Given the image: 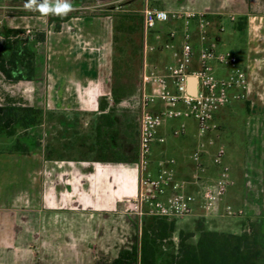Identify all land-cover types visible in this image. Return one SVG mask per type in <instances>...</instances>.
Wrapping results in <instances>:
<instances>
[{"label":"crops","instance_id":"crops-1","mask_svg":"<svg viewBox=\"0 0 264 264\" xmlns=\"http://www.w3.org/2000/svg\"><path fill=\"white\" fill-rule=\"evenodd\" d=\"M146 1L155 8L168 11L205 13L213 21L215 33H218L223 22L224 29L227 23L232 26L231 31L244 40L245 51L241 60L248 72V84L239 98L241 101L238 100L236 104L240 108L241 126L210 133L207 137L213 139L214 144L209 145V155L203 157L207 172L202 180L211 182L218 175L211 154L224 141L227 149L225 161L231 167L233 185L215 211L203 214L200 200L195 204L194 211L200 217L220 213V208L227 200H231L253 214L256 208L254 200H259L258 214L263 213L264 0H95L92 4L84 0H71V16L61 23L59 29L55 28V22L50 21L52 13L43 14L35 8H26L28 0H0V52L5 40H13L20 35L6 39V29L20 32L22 29L33 30L45 34L43 41L32 40L36 53L32 79L24 77L12 81L0 71V82L6 85V101L41 108L43 121L40 124H44L46 118L53 121L59 113L75 115L80 118L81 126L87 117L94 116L102 120L105 119L102 116L110 115L114 119L112 127H106L105 121H97L91 127H99L102 134L105 132L104 138H101L102 135L95 138V144L88 143L93 139L88 134L85 139L69 136L67 142L58 138L57 144L51 143L45 148L43 145H37L34 149L30 146L27 154L14 150L0 152V264L19 263L6 257L10 250L14 253L22 250L26 257L23 255V260H19L28 264H107L121 249L129 248L136 242L140 228L131 208L138 192L140 114L130 127V132H134L137 137L134 156L128 154L123 136L119 139L123 154L120 158L101 155L97 158L78 157L72 154L64 157L46 155L45 151L46 147L54 152L60 149L93 151V147L103 151L101 146L107 142L105 134L108 129L113 133L128 127L129 124L121 120L117 110L113 113L108 109L102 111L100 103L102 100L110 105L113 103L112 88L115 82L129 85L121 74V64L116 60V40L124 36L129 28L135 31L137 28L141 41L137 42L135 53L140 63L134 64L133 69L129 68L133 73L130 86L136 90L128 98L136 95L140 109L143 73L142 10ZM55 2L50 0V6L54 7ZM37 3H43V0H37ZM257 8H262L263 13ZM226 15L236 16L235 20L226 19L224 23L223 16ZM132 22L137 24L135 29L130 25ZM180 23L175 25L176 28H179ZM222 33L219 35V46L223 44ZM175 42L178 47V41ZM41 45L44 47L42 53ZM154 53L151 64L157 65L159 69L174 61L172 50ZM23 70V66L19 65L18 71ZM218 74L223 75L225 72L218 69ZM160 107V103L152 106L154 110ZM231 108L223 107L215 114L214 122L218 128L221 129L222 124L237 115ZM182 121L185 122L171 120L159 129V136L165 137V141L154 142L152 166L155 168L161 159L174 158L176 162L171 168L176 177L186 182L187 191L197 192L201 182L194 181L195 165L189 158L198 143L192 129L196 123L193 119L188 124L185 122L187 128L184 134L175 135L174 130ZM65 129L70 131L72 128L65 126ZM21 157H24L23 160ZM28 165L31 166L25 173L34 179L29 187L31 192L25 193L21 187L13 190L6 187V166L26 168ZM18 174L15 175V182L26 178ZM30 201H35L30 211L40 215L33 218V224L27 223L28 219L21 216L20 221L25 226L23 230L21 225L12 222L6 212ZM53 212L57 213L56 220H51L48 215ZM76 212L90 217L94 215L97 223H90L89 219L77 223L73 215ZM59 213L66 218L59 221ZM123 215H127L130 221V232L124 239L116 233L115 227L116 222H122L120 219Z\"/></svg>","mask_w":264,"mask_h":264},{"label":"built area","instance_id":"built-area-1","mask_svg":"<svg viewBox=\"0 0 264 264\" xmlns=\"http://www.w3.org/2000/svg\"><path fill=\"white\" fill-rule=\"evenodd\" d=\"M143 73L138 124V192L132 201L131 212L139 228L146 216L174 218L191 214L200 200L206 213L217 209L218 203L233 185L231 168L226 163V148L218 145L211 154L212 164L218 175L211 182L203 181L207 167L203 157L209 155V145L214 140L207 137L218 126L214 116L223 107L242 95L248 84V72L240 64L238 56L230 50L221 49L219 35L224 31L223 22L218 33L213 31V21L205 13L168 11L153 7L146 1L143 10ZM235 20V17H230ZM180 23L178 31L176 24ZM1 23V21H0ZM173 24L175 28H168ZM30 32L31 30H27ZM156 38L166 37L159 45L147 42L148 34ZM178 41V47L176 46ZM158 50H172L174 61L159 69L149 64L147 54ZM223 69L225 74H218ZM196 80L195 95L189 93V80ZM161 107L152 108L156 102ZM193 119L196 123L194 136L198 137L196 148L189 158L195 165L194 181L200 183L197 192H189L186 182L176 177L171 168L174 158L161 159L152 166V146L159 136V129L171 120ZM187 124L182 121L175 135L184 134ZM227 215H241L242 209L226 205Z\"/></svg>","mask_w":264,"mask_h":264},{"label":"trees","instance_id":"trees-1","mask_svg":"<svg viewBox=\"0 0 264 264\" xmlns=\"http://www.w3.org/2000/svg\"><path fill=\"white\" fill-rule=\"evenodd\" d=\"M92 4L95 0H84ZM71 16L53 14L50 21L55 22L59 29L61 23ZM20 30L6 29L5 38L15 36ZM44 33L36 35L35 39L43 41ZM19 40H5L4 47L8 53L0 52V71L12 81L32 79L35 74V49L27 41L19 46ZM23 71H18V66ZM119 82V81H118ZM115 82L112 88L113 103L101 101L100 109H108L110 113L117 110V105L124 98L129 97L136 90L134 86ZM42 109L37 106L18 103L8 100L0 103V134L8 137L16 133L18 126L27 130L40 123ZM106 127L114 125L110 115H104ZM96 138L102 134L99 127L94 129ZM102 149H110L109 142H105ZM93 147L92 150H96ZM14 151L24 154L30 152L29 145L16 141ZM175 237L177 240H175ZM107 264H264V221L246 220L241 233H227L209 229L204 219L197 220L196 232L180 231L175 229V219L160 216H146L136 242L123 248L118 255Z\"/></svg>","mask_w":264,"mask_h":264},{"label":"rangeland","instance_id":"rangeland-1","mask_svg":"<svg viewBox=\"0 0 264 264\" xmlns=\"http://www.w3.org/2000/svg\"><path fill=\"white\" fill-rule=\"evenodd\" d=\"M256 10H258L259 12H262V8H257ZM224 17V23L226 22V19H230V17L232 16H223ZM236 17V16H235ZM217 22V21H216ZM55 24V23H54ZM132 28H136V23L132 22L131 24ZM55 26V25H54ZM231 27L232 26H228L226 23L224 32L222 33L223 36V44L220 46L221 49H227L230 51H233L239 58L240 64L242 66H244V64L242 63L241 58L244 55V51H245V43L244 40L239 39L238 34L237 33H233L234 31H231ZM168 28H175L174 25H169ZM178 31H181V28L177 29ZM137 31V28H136ZM135 30L132 29H128V31L126 32V34L124 36H119V39L116 40V60L118 61L119 64H121L122 67V75L125 78V82H127L129 85L133 78V73L132 71L129 69L130 67L133 69L134 64L139 65L140 61H139V57L136 56L135 53V46L137 44V42L141 41L139 38L138 33ZM42 32L40 31H33L31 30L30 32H28L27 30H21V32L19 33V37H17L16 39L19 40V46H22L24 42H28L30 44L34 45V40L36 35L40 34ZM228 34H232L231 36H229ZM18 35V34H17ZM16 36V35H15ZM33 36V37H31ZM229 36V38H228ZM14 40V39H13ZM166 40V37H159L156 38V33L150 31L148 34V39L147 42L151 45V44H156L158 47H160L159 45H161L164 41ZM30 41V42H29ZM142 44H143V40H142ZM4 49H6L4 46L1 48V51H4ZM42 50H44V47L41 45L40 47V52L42 53ZM160 50H158L157 52H159ZM6 53H8V50L6 49ZM155 56L154 52H149L147 54V61L150 64L153 61V57ZM157 56V55H156ZM6 85H4V82H0V102L4 103L6 102ZM137 96H133L130 98H126L125 101L123 103H120L119 105H117V113L118 116L121 118V120L123 122H127L129 125L126 128H123L122 130H117L116 132H110V129H108L106 131L105 137L109 142V146L111 147L110 149H106L103 151H98V150H93V151H89V150H84V151H68L66 149L63 150H59L57 152L54 151H49L48 147H46V155L50 154V155H57V156H70L75 155V156H80V157H92V158H97L99 155L104 156V157H108V158H120L122 157V145L120 143V136H123V138L125 139V146L126 149L128 150V154H130L131 156H134L135 153L134 151H136V147H137V137L134 134V132H130V127L132 126V124L135 123V119L136 117L140 114V109H139V105H138V100L136 98ZM241 101L239 98L233 100V102L230 105L227 106H232V108L230 110H234L235 114H237L235 117H232L231 119H229V121L226 124H222L221 129L218 128L219 131H221L222 129H231L233 127H239L241 126V118H239V109L236 104L237 102L239 103V101ZM236 102V103H235ZM156 103H160V102H156ZM155 103V104H156ZM242 104V102L240 103ZM233 107H236L233 109ZM47 116H49L47 114ZM57 118H55L53 121H50V119L45 120L44 124H40L43 121V117H41V121L39 124L28 128L27 130H25L23 127L18 126L16 128V133L11 136L8 137L6 135L0 134V152H4V150H6V152H8V150H12L13 149V145L16 141H21L24 142L25 144L32 146V149L36 148L37 145H43L44 148L45 146H48V144L50 145L51 143L53 144H57L58 143V138L62 140V142L66 141L67 138L70 136H74L73 138H77L81 137V138H86L88 134H90V139L93 137L92 141H88V143L90 144H95L93 142H95V138H96V134L94 131V127L95 123L97 121H105V119L99 120L96 117H87L85 118L84 121V125L81 126L79 125L81 120L80 118L75 117V115H66V114H62L59 113L57 116ZM69 117H71V119H69ZM241 117V116H240ZM191 119H185V122L188 124V122H190ZM65 126H70V128H72L70 131H67L68 129H65ZM91 128V129H90ZM193 133H195L196 131V127L194 126L193 128ZM222 130V131H223ZM92 131V132H91ZM105 133V132H104ZM103 133V134H104ZM103 134L101 138L103 137ZM126 135V136H125ZM112 137V139H111ZM104 138V137H103ZM196 140L198 141V137L196 136ZM57 141V142H56ZM67 142V141H66ZM220 143V142H219ZM222 144V142H221ZM223 145L226 148V144L223 141ZM15 152V151H14ZM226 154H227V149H226ZM242 155V154H240ZM22 160L24 157H21ZM226 158V157H225ZM29 166L25 168V166H21V167H15V166H6V187H10L12 190L14 188L17 187H21L23 189V191L26 193L31 192L29 190L30 184L31 182L34 181V179L32 180L27 173V171H29ZM231 168V167H230ZM26 172V173H25ZM19 173V174H18ZM29 173V172H28ZM21 175V176H26V178H23L22 180L17 179L19 182H15V175ZM200 189V188H199ZM29 190V191H28ZM226 196V195H225ZM31 197V194H30ZM223 200H221L220 202H222ZM264 202V200H263ZM253 204L256 208L254 209L255 211H253V214H251L249 211L245 210L243 207H239L237 205H235L234 203L231 202V200H227L226 203L220 208V213H214L213 215L207 214V216H202L200 217L198 215V212L194 211L191 214L188 215H184V216H176L174 217L175 219V229L177 232H180L182 230L187 231V232H196L197 229V220L198 219H204L205 220V225L207 228L209 229H213V230H218V231H222V232H227V233H241L243 230V223L246 220H253V221H257V222H262L264 221L262 217H264V211L263 213L261 212V215L258 214V204H259V200H254ZM35 204V201H30V203L28 204H24L22 203L21 206H17L15 208H12L11 210H8L6 212V214H8V216H10L12 218V222L17 223L18 225L22 226V222L20 221V217L24 216L27 219V223H32L33 224V218L36 217V215H40V213L35 214L33 213V211H30V206H33ZM226 205H231L232 207L236 208V209H242V214L241 215H236V216H232V215H227L223 212V209ZM14 207V206H13ZM264 210V208H263ZM201 213V211H200ZM202 213L206 214L205 211H202ZM56 214L55 212L53 213H49V217L51 220H56ZM256 214V215H255ZM75 221L77 223H81L83 221V219L87 220L89 219L90 223H97V218H94V215H92L91 217L86 215V214H79V213H73ZM259 215V218H258ZM67 216V215H66ZM65 215L59 213L58 218L59 221L64 220ZM91 218V219H90ZM253 218V219H252ZM58 221V223H59ZM120 222H116V233H118L119 235L122 236V238L124 239V237L126 236V234L129 231V224L130 221L127 218V215H123L120 219ZM54 222V221H53ZM57 223V224H58ZM138 223V222H137ZM133 224V223H132ZM139 226V225H138ZM23 230L25 228V226H22ZM121 239V238H120ZM175 240H177V238L175 237ZM21 249V248H20ZM24 253L21 251L14 253L13 250H10L6 253V257L8 256V259H12V262L18 261L19 263L16 264H28L29 262H25V261H21L23 260ZM1 257V255H0ZM24 257H26V255H24ZM21 258V260H19ZM17 259V260H16Z\"/></svg>","mask_w":264,"mask_h":264},{"label":"clouds","instance_id":"clouds-1","mask_svg":"<svg viewBox=\"0 0 264 264\" xmlns=\"http://www.w3.org/2000/svg\"><path fill=\"white\" fill-rule=\"evenodd\" d=\"M26 8L32 10L40 11L43 14H57V15H67L72 11L73 6L71 0H56L55 6H50V0H43V3H37V0H28L25 5Z\"/></svg>","mask_w":264,"mask_h":264},{"label":"water","instance_id":"water-1","mask_svg":"<svg viewBox=\"0 0 264 264\" xmlns=\"http://www.w3.org/2000/svg\"><path fill=\"white\" fill-rule=\"evenodd\" d=\"M197 91L196 80L194 78L189 80V93L195 95Z\"/></svg>","mask_w":264,"mask_h":264},{"label":"flooded vegetation","instance_id":"flooded-vegetation-1","mask_svg":"<svg viewBox=\"0 0 264 264\" xmlns=\"http://www.w3.org/2000/svg\"><path fill=\"white\" fill-rule=\"evenodd\" d=\"M138 139H139V136H138ZM138 142H139V140H138ZM138 161V160H137Z\"/></svg>","mask_w":264,"mask_h":264}]
</instances>
